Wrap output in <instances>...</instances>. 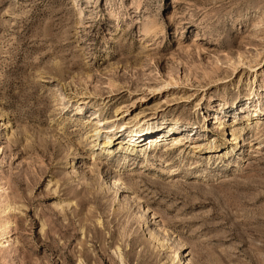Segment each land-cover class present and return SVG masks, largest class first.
<instances>
[{
    "label": "rangeland",
    "instance_id": "rangeland-1",
    "mask_svg": "<svg viewBox=\"0 0 264 264\" xmlns=\"http://www.w3.org/2000/svg\"><path fill=\"white\" fill-rule=\"evenodd\" d=\"M4 242L0 264H264V0H0Z\"/></svg>",
    "mask_w": 264,
    "mask_h": 264
},
{
    "label": "bare ground",
    "instance_id": "bare-ground-1",
    "mask_svg": "<svg viewBox=\"0 0 264 264\" xmlns=\"http://www.w3.org/2000/svg\"><path fill=\"white\" fill-rule=\"evenodd\" d=\"M77 114H79V112L77 113ZM216 122V121H215ZM104 124H106V121H97V123H96V125H97V127H96V129L94 128V131L92 132V133H86V138H88V139H92V140H90L89 141V143H87V145L86 146H88L89 147V149H93L94 148V143H95V141L97 140V139H95V138H98V135L100 134V129L98 128V127H102V126H104ZM217 124V123H216ZM109 129H110V131H109V133L112 131V129H113V126H111V127H109ZM180 138V136L178 137V138H176V140H175V142H173V144L174 145H176L177 146V144H179L180 142H181V138ZM94 139V140H93ZM238 139H239V137H238ZM236 140H237V138H236ZM242 140V139H241ZM112 143V140H111V138L110 137H107L106 136V138H105V140H104V142H103V144H102V148H101V150L100 151H104V152H106L107 154V156H109L110 154H112V152H109L108 150H105V148H107L110 144ZM229 143V142H228ZM129 147H130V145L129 146H127V149H125L126 150V153H127V151L129 150V151H133L134 149H129ZM150 147H151V145H150ZM196 147V146H195ZM204 149V148H203ZM94 150V149H93ZM198 150V149H197ZM126 153H124L123 155L124 156H122L124 159H126V157H127V154ZM93 154H95V152L93 153ZM132 154H134V153H132ZM112 156V155H111ZM110 157V156H109ZM126 161V160H125ZM119 182V180H115L114 181V184H117ZM116 186V185H115ZM4 239V238H3ZM3 247H5V242L4 243H0V248H3ZM179 262H181V259L179 258Z\"/></svg>",
    "mask_w": 264,
    "mask_h": 264
}]
</instances>
